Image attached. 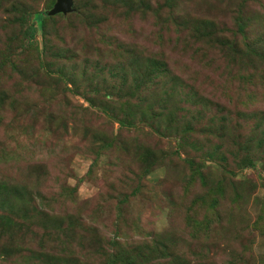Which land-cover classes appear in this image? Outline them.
I'll return each instance as SVG.
<instances>
[{
  "label": "rangeland",
  "instance_id": "rangeland-1",
  "mask_svg": "<svg viewBox=\"0 0 264 264\" xmlns=\"http://www.w3.org/2000/svg\"><path fill=\"white\" fill-rule=\"evenodd\" d=\"M114 1L75 0L73 14L45 18L43 30L33 15L49 0H0V179L29 184L39 210L30 229L0 234V264H48L43 254L103 264L96 241L116 236L133 249L156 235L187 264H264V0H150L147 13ZM194 23L237 46L197 39ZM150 57L167 72L154 76ZM141 68L157 80L149 101L168 95L160 132L117 122L139 119L131 79ZM178 114L193 144L180 154ZM146 148L158 159L149 174ZM246 156L255 166H243ZM187 157L205 162V177ZM13 245L33 258L2 252Z\"/></svg>",
  "mask_w": 264,
  "mask_h": 264
},
{
  "label": "trees",
  "instance_id": "trees-1",
  "mask_svg": "<svg viewBox=\"0 0 264 264\" xmlns=\"http://www.w3.org/2000/svg\"><path fill=\"white\" fill-rule=\"evenodd\" d=\"M56 0H49V7L52 8ZM110 0H106L108 2ZM113 1V0H111ZM172 0H167V5L170 7L172 6L171 2ZM116 5H121L124 8H126V11L128 13L131 12H142V13H147L153 10L152 4H150V0H115L114 1ZM74 7H76L75 0H74ZM76 10V8H75ZM74 11L68 13V14H73ZM159 12L160 9H157ZM67 14V15H68ZM56 15H63V13H58L55 15H48V11H37L34 12L33 19L34 22L37 23V26L40 27L41 29H45V18L50 17V16H56ZM186 23V22H185ZM198 24L194 23V26L198 29L196 31L192 32L194 36L197 39H203L204 41L207 42L205 38L208 36L210 37L209 42H218L222 45H235L237 46L238 40L236 39H229L226 38L225 36L221 35L218 33V31H213L211 33L208 32L209 26L208 24L204 23L205 28L201 29L202 27H197ZM240 29L243 28L242 23H239ZM37 26L34 24H30L28 26L27 32L29 34L30 38H34L37 32ZM189 26H191V23H189ZM108 42L110 40L108 39ZM233 42V44L231 43ZM114 44V42H112ZM117 43V42H116ZM248 46V53H256L257 52V47L251 45L250 43H246ZM28 43H21V47H26ZM121 47V44H118L116 46V50ZM15 54V53H14ZM13 52L10 54L11 56L14 55ZM133 56H137L138 52L133 51L132 52ZM150 57L151 64L156 67L154 69L155 73L154 76L166 73L167 70L165 66H168L167 63H164L163 61ZM8 60V58H7ZM163 65V66H162ZM161 68V69H159ZM136 69H138V65L136 66ZM60 77L63 78L66 74L62 70L58 72ZM142 73V68L136 71V76L131 79L133 82L132 84L136 85L141 89V94L139 97L141 98V102L138 104L139 106L138 109L140 110L138 120L135 119L134 114V119L133 118H118L117 122L121 125V127L125 128H132L136 127L137 123L139 122H145L146 124L150 125L151 128L156 130L157 132L159 131V126H155L157 121L161 118L162 115H164V110L167 109L168 102H165V105H161L162 102L165 101L164 97H167L168 95L162 97V98H157L155 96L156 103H153L149 101V97L152 98L154 97L155 90H152L155 85L157 84L156 78L152 75H143ZM67 81L68 83L73 82L74 78H71V76H67ZM145 96V97H144ZM86 100L89 102L90 106H95L96 102L92 98H87ZM144 105H147V108H144ZM159 104L158 110L155 108V105ZM107 107V106H105ZM169 110V109H168ZM179 110L178 108L175 109L174 113H178ZM170 113V112H169ZM168 113V114H169ZM173 111L171 112V116L174 114ZM170 115V114H169ZM177 118V125H183L182 132H184V140L182 142H179L178 147H177V153L180 154V151L184 148L187 147L188 145H193L192 143H189L187 138L189 131L192 129L191 122L185 120L184 117L178 116ZM162 119V118H161ZM161 119L159 121H161ZM167 127H170L169 125ZM168 129V128H167ZM221 137L220 139L223 140L225 137L223 135V132L220 133ZM259 140V139H258ZM261 141V140H260ZM112 142L108 141L106 142V145H111ZM260 145L262 147L264 146V139L260 142ZM180 150V151H179ZM207 153L212 155L214 157L215 154H217V150H208ZM208 155V157H209ZM210 157V158H213ZM144 158L148 161V165L145 168V174L151 173L158 165L156 164L158 159L155 158V151L151 150L150 148L144 149ZM187 162L192 168L193 172L198 173L199 175L205 177L204 170L202 171V165H205V162L203 163H197L194 160L189 159L188 157L186 158ZM243 166H255L254 162V157L246 156L243 159ZM232 186V188H236V183L233 182L232 184H229ZM236 194V190H234ZM35 193L31 189L30 185L27 183H12L3 179H0V234H6L8 236V239H13L15 233L16 235L19 233H22L24 230H28L31 228V221L39 214L38 207L35 205ZM121 204L129 203L130 199L129 196L124 197L121 199ZM119 214H121V207H119ZM20 220V221H19ZM75 220V219H74ZM190 223H196V224H201L203 223L197 219L190 218ZM29 222V223H28ZM57 226L59 227L57 230H61V222L57 221ZM157 236V235H156ZM154 237L152 239V242H140L135 244V248L129 249L125 248L115 237L106 239L104 243H99V241H96L99 244V249L96 250V255L98 257L103 258V264H170L171 262H175L176 264H187V260L181 258L179 254H175L171 252L169 246H167V243L164 241L166 239V236L160 235L158 238ZM2 252L7 255V256H12L15 255V253H18L16 256L23 257L25 261L29 262L30 259L33 258V255L31 254L30 256L25 254L23 252V247H15L10 246L3 248ZM42 256H38V261H41ZM43 257L47 258L46 263L48 264H56L59 259L56 258L55 256L49 255V254H43ZM173 257V261L171 259ZM168 262H164L165 259H168ZM197 258H194V263L191 262V264H199L195 262ZM44 262V261H43ZM263 262H264V256H263ZM19 263V262H15ZM45 263V262H44ZM70 264H83L78 258H75L73 262H70ZM88 264V263H86ZM94 264V263H93Z\"/></svg>",
  "mask_w": 264,
  "mask_h": 264
},
{
  "label": "water",
  "instance_id": "water-1",
  "mask_svg": "<svg viewBox=\"0 0 264 264\" xmlns=\"http://www.w3.org/2000/svg\"><path fill=\"white\" fill-rule=\"evenodd\" d=\"M74 10V0H56L53 7L48 10V15H55L58 13H63L64 15H67L68 13Z\"/></svg>",
  "mask_w": 264,
  "mask_h": 264
}]
</instances>
